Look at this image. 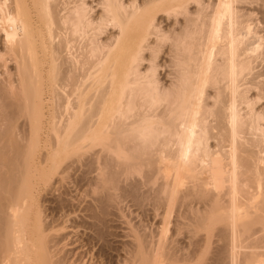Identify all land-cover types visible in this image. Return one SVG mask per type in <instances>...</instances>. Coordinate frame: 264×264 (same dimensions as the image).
<instances>
[{
    "label": "bare ground",
    "instance_id": "obj_1",
    "mask_svg": "<svg viewBox=\"0 0 264 264\" xmlns=\"http://www.w3.org/2000/svg\"><path fill=\"white\" fill-rule=\"evenodd\" d=\"M253 6L0 0V264H66L39 194L78 164L104 193L135 173L154 183L139 194L154 199V239L106 264H264Z\"/></svg>",
    "mask_w": 264,
    "mask_h": 264
},
{
    "label": "rangeland",
    "instance_id": "obj_2",
    "mask_svg": "<svg viewBox=\"0 0 264 264\" xmlns=\"http://www.w3.org/2000/svg\"><path fill=\"white\" fill-rule=\"evenodd\" d=\"M250 9H253L251 10L253 11V15L254 11H256L254 17L253 15L250 17L252 18L251 21L254 19L255 26L253 25V22L252 25L255 27V30L258 29L257 32H259L256 33L258 35L256 36L255 34V36H262L260 38L263 39L264 7L259 8V6H256L255 8L253 6L252 8H249V10ZM83 161L85 160L83 159ZM80 165L81 166L78 164V167L76 165L77 169L71 168V171L69 170V173L66 174L70 175L68 176L69 178H65L66 176L58 177L57 175V177L61 179H57V177L56 179L54 178L52 180L53 183L51 182L48 189L47 186L42 188L39 194L40 205L44 211L47 212L45 214L48 215V220H51V223L54 222L52 227L53 225L56 226L53 227L52 232H55L57 236L59 234L58 238L60 241L58 243V248L60 247V251L63 252L60 253L62 254L61 256L64 257L62 258L66 260V264H106L108 261L116 262L118 258L116 257V254L118 251H122V249H125L128 246L131 247V245H134V236L141 234V232H145L144 234L147 235V238L153 240L154 222H157V219H154V201L152 202L154 199H150V197H154V195H150L154 194V191H152L154 188L152 185L154 183H149L148 185L145 184L143 178L138 173H135V176H132V178H127L128 182L125 180V176H121V178L124 177V179L120 180V184H118L121 185L122 183V187L120 186V188L118 187L117 189L106 193L101 189L103 192L101 196L99 194L101 193V190L99 189L100 185L96 180L98 177H95L98 171L96 172V170H94L93 173H91L92 171H89V173L93 175L92 176L88 174V172L86 173L87 169H85L82 164ZM78 168L80 170L82 169V171ZM82 178H84V180ZM88 180H90V182ZM87 182L89 183L87 184ZM137 186L140 187L139 190L137 189ZM147 186H151V188H149L152 191V193L150 191L151 194L147 192V190L149 191ZM95 190H97V192ZM95 193L97 195H95ZM114 193L117 194L116 197L118 198L115 197L116 194L113 195ZM134 193L143 196L144 193L145 195L149 193V200H147V196L142 197L139 195L138 200L135 197H130L131 195L133 196ZM107 195H109V197H112L113 195V200H116H109L111 202L107 201V203L103 205L99 200L102 201L101 199H103V197L106 198ZM143 198H146V200L144 201ZM147 201L150 202L148 203ZM50 216L51 218L54 216L56 219L53 218L56 221H53V218L51 219ZM55 222H57L58 225ZM60 233H62V235H60ZM143 233L142 235H144Z\"/></svg>",
    "mask_w": 264,
    "mask_h": 264
}]
</instances>
